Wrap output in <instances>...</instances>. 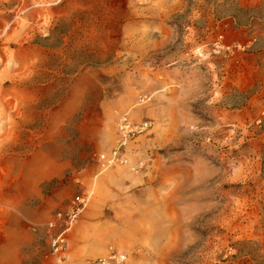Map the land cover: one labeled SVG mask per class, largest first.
<instances>
[{"label": "rangeland", "instance_id": "374dc122", "mask_svg": "<svg viewBox=\"0 0 264 264\" xmlns=\"http://www.w3.org/2000/svg\"><path fill=\"white\" fill-rule=\"evenodd\" d=\"M110 252L264 264V0H0V264Z\"/></svg>", "mask_w": 264, "mask_h": 264}, {"label": "built area", "instance_id": "2783aa9c", "mask_svg": "<svg viewBox=\"0 0 264 264\" xmlns=\"http://www.w3.org/2000/svg\"><path fill=\"white\" fill-rule=\"evenodd\" d=\"M146 128V122L140 121L135 123L131 121L128 113L121 114L116 125L118 149L126 146L128 141L142 133ZM118 149L112 152V155L108 158L104 155L100 156L99 160H101L102 167H109L115 161L121 160L118 157ZM89 201V193L83 192L75 194L69 199L66 207L56 211L52 219L48 222L50 229L58 227V230L49 237L51 252L58 262H62L65 258L64 254L67 250L68 234ZM123 259L124 256L121 254L110 252L106 257L91 260L88 264H120Z\"/></svg>", "mask_w": 264, "mask_h": 264}, {"label": "crops", "instance_id": "0c3cea01", "mask_svg": "<svg viewBox=\"0 0 264 264\" xmlns=\"http://www.w3.org/2000/svg\"><path fill=\"white\" fill-rule=\"evenodd\" d=\"M124 113H128V115H129V117H130V114H129V112L128 111H126V112H124ZM123 114V113H122Z\"/></svg>", "mask_w": 264, "mask_h": 264}]
</instances>
